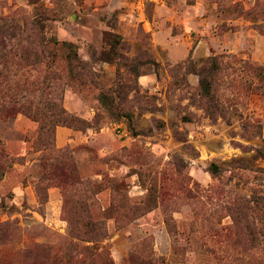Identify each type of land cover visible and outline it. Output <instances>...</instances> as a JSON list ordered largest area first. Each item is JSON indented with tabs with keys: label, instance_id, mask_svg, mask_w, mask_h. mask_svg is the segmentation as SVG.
<instances>
[{
	"label": "rangeland",
	"instance_id": "obj_1",
	"mask_svg": "<svg viewBox=\"0 0 264 264\" xmlns=\"http://www.w3.org/2000/svg\"><path fill=\"white\" fill-rule=\"evenodd\" d=\"M0 264H264V0H0Z\"/></svg>",
	"mask_w": 264,
	"mask_h": 264
},
{
	"label": "trees",
	"instance_id": "obj_2",
	"mask_svg": "<svg viewBox=\"0 0 264 264\" xmlns=\"http://www.w3.org/2000/svg\"><path fill=\"white\" fill-rule=\"evenodd\" d=\"M3 71H0V79L3 78ZM2 105L0 104V111H1ZM6 162V155L4 151L0 148V179L2 178L3 175V164Z\"/></svg>",
	"mask_w": 264,
	"mask_h": 264
},
{
	"label": "built area",
	"instance_id": "obj_3",
	"mask_svg": "<svg viewBox=\"0 0 264 264\" xmlns=\"http://www.w3.org/2000/svg\"><path fill=\"white\" fill-rule=\"evenodd\" d=\"M138 3H143L145 2L146 0H136Z\"/></svg>",
	"mask_w": 264,
	"mask_h": 264
}]
</instances>
